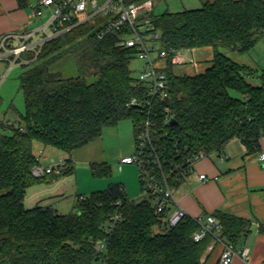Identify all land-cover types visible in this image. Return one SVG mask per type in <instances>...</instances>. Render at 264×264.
I'll return each instance as SVG.
<instances>
[{
  "label": "trees",
  "instance_id": "1",
  "mask_svg": "<svg viewBox=\"0 0 264 264\" xmlns=\"http://www.w3.org/2000/svg\"><path fill=\"white\" fill-rule=\"evenodd\" d=\"M150 16L161 49L212 47L211 64L193 75L174 73L173 51L165 58L167 95L155 98L150 117L154 150L147 147L146 153L150 173L157 180L164 177L174 190L195 156L220 154L233 138L245 155L261 150L264 73L258 85L249 83L250 68L220 49L247 52L253 46L264 33V0H207L199 8ZM93 28L90 22L78 24L44 42L35 57L22 54L28 60L20 62L18 76L24 114L17 123L0 121L2 129H10L0 130V264H218V259L209 261L214 249L227 243L241 247L250 233L249 219L216 210L211 215L220 230L194 241L201 221L186 214L177 225L165 227L169 207L157 211L146 194L128 198L119 183L77 199L74 211L66 214L50 206H24L27 188L74 169L67 157L59 172L34 176L31 168L39 163L34 142L70 153L101 136L104 127L128 119L136 143V130L146 117L127 105L139 84L129 68L137 49L117 45L118 32L97 39ZM65 55L72 57L76 76L52 70ZM231 90L240 96H231ZM89 169L93 176L110 175L104 162L90 163ZM139 185L142 191L140 180ZM256 223L257 233L264 235V222ZM162 225L163 231L153 232Z\"/></svg>",
  "mask_w": 264,
  "mask_h": 264
},
{
  "label": "built area",
  "instance_id": "2",
  "mask_svg": "<svg viewBox=\"0 0 264 264\" xmlns=\"http://www.w3.org/2000/svg\"><path fill=\"white\" fill-rule=\"evenodd\" d=\"M152 7V0L138 2L133 0H36L29 12V17L38 19V23L21 31L0 34V60L8 61L10 64L28 61L22 58V54L28 52L35 57L44 42L84 22H90L93 25L94 36L97 39H101L110 32H118L117 45L135 47L137 52L134 57L141 60L142 65L137 77L139 84L135 88L137 94L129 99L127 105L140 108L145 112L146 117L136 130L135 154L121 157L120 163L137 166L138 178L142 183L141 194L152 196L157 211L169 207L165 224L167 227L177 225L186 215V211L177 205L166 179L163 177L157 180L150 173L147 160L146 148L150 147L151 151L154 150L151 148L154 146L150 141V117L155 114L154 101L157 96L165 97L167 95L165 64L155 66L154 62L157 59L165 61L168 54L173 51L157 46L159 33L152 27L150 16ZM154 51L157 53L156 59L151 56V52ZM181 60L182 51H173L171 61L177 63ZM163 110L168 119L169 108L164 107ZM0 121L4 124V120ZM204 156L206 155L195 156L191 160L190 169L196 160ZM220 158L222 159V155ZM257 159L263 162L264 152H259ZM155 162L158 166L160 165L158 160L155 159ZM64 166V159L49 165L37 163L32 166L31 172L34 176L40 177L45 174L57 173ZM198 179L206 181L207 177L204 173H200ZM81 198L82 196H78L77 199ZM198 220L201 221V227L192 234L194 241L201 240L211 229H214L216 233L221 228L211 214ZM103 247L101 244L99 251ZM212 249L213 245L209 244L207 250L211 251ZM248 253L247 246L235 249L230 243L223 244L218 255V264H231L234 257H239L244 261Z\"/></svg>",
  "mask_w": 264,
  "mask_h": 264
},
{
  "label": "crops",
  "instance_id": "3",
  "mask_svg": "<svg viewBox=\"0 0 264 264\" xmlns=\"http://www.w3.org/2000/svg\"><path fill=\"white\" fill-rule=\"evenodd\" d=\"M21 1L20 4L19 0H0V34L21 31L38 23V19L29 17V12L36 0ZM235 139H231L225 145L222 152L216 155V159L213 160L209 154L196 160L192 164V169L184 175L177 188L174 189L177 197L173 196L177 205L182 207L186 214L191 217L203 219L206 215L220 210L249 219L251 223L254 221L256 230V222L259 220L252 210L257 211L256 207L264 203V161H258L257 154L247 157L241 143L237 147H230ZM101 142L102 139L99 136L91 142L73 149L70 153H62L64 151L52 149V147L51 149L50 147H43L38 143L39 156L44 153V150L46 152L44 157L37 156L40 164L49 165L69 157L72 160L74 169L69 175L60 176L48 182L37 183L27 188L23 202L26 200L27 191L32 190L30 200L33 203L27 208L35 205L50 206L58 213L66 214L59 212V209L67 206V200L72 197L73 193L76 195L75 199L77 200L78 196H87L93 191L102 190V187L94 188L93 185L82 189L77 181H71L70 179L72 174L76 172V163L87 164L88 167L90 163L104 162L107 164ZM260 144V152H264V137L261 139ZM33 153L35 155L34 151ZM129 155L131 154L127 153L120 156V158ZM220 155H222V159ZM120 158L117 160L119 164ZM81 167L85 168V165ZM200 173L206 175V181L198 179ZM208 177H212L214 181H210ZM124 181L126 182V179ZM118 183L129 198L124 184ZM128 183L129 185L132 184L131 182ZM66 188H69L68 193ZM128 189L129 193H135L133 187L130 189L128 186ZM80 190L83 192H79ZM76 200L71 202L73 208ZM231 264L244 263L239 257H234Z\"/></svg>",
  "mask_w": 264,
  "mask_h": 264
},
{
  "label": "rangeland",
  "instance_id": "4",
  "mask_svg": "<svg viewBox=\"0 0 264 264\" xmlns=\"http://www.w3.org/2000/svg\"><path fill=\"white\" fill-rule=\"evenodd\" d=\"M206 1L207 0H152L153 12L154 15H159L166 10L180 11L184 9L199 8ZM158 45L159 44H157V46ZM220 50L235 62L247 65L250 68L251 73L246 75V80L249 83L253 85H258L260 83V76L262 73H264V33L259 36L257 41L247 52H239L229 48H221ZM151 56L153 59H156V51L151 52ZM211 58V46L195 48L192 51H182V60L174 63L172 69L176 74L193 75L195 73L204 71L205 68L211 64ZM154 64L155 66L164 65L165 61L164 59H157L155 60ZM141 65L142 62L138 58L134 57L131 59L129 68L131 69V74L133 77H138ZM22 70L23 66L20 64V62L10 64L8 61L0 60V120H4V124L6 122L17 123L24 114L23 95L19 87L18 80V76ZM52 70L60 72L65 77L77 75L76 67L70 55L63 56L52 66ZM92 80L93 77L87 78V81ZM229 93L233 97L240 96L238 92L233 90H231ZM0 130L5 132L10 131L8 127L2 129L1 126ZM101 139V146L104 149V154L107 160L106 162L110 167V175L107 177L93 176L87 164L76 163L77 169L75 174H72L70 178L71 181H77V184L82 189L86 187L88 188L92 185L95 186L94 188L102 187V189H104L109 183L121 182L124 184L125 191L127 192L129 198L135 200L145 198L139 189V171L137 166L135 164H119L117 161L119 160L120 156L126 155L127 153H130L131 155L135 154V143L131 122L128 119H122L114 126L104 127L102 130ZM37 144L38 142H34L33 144V151L35 152L36 157L39 156ZM237 145L241 144L238 139H235V141L230 144V147H237ZM217 154L218 153H211L210 157L214 160L216 159ZM44 155H46L45 150L40 156L44 157ZM246 156L250 157L252 155ZM82 165H85V168H82ZM123 179H126V182ZM208 179L210 181H214L212 177H208ZM128 182H131L132 184L129 185ZM128 186L130 189L133 187V189H135V193H129ZM68 190L69 188L66 190L67 193ZM79 192L83 191L80 190ZM172 192L173 195L177 197L175 190H172ZM31 194L32 190H28L27 195L25 196L26 200L24 202L26 207L33 205V203H31L32 201L30 200ZM75 196L76 195L73 193L72 197L67 200L69 204L67 202V206L65 208H60L59 212L68 213L74 211L71 202L76 200ZM263 204L256 207L257 211L252 210V212H255V214L258 216V220L260 222H264ZM163 227V225L161 227H154L153 232L163 231ZM242 246H247L249 248L248 256L243 261L244 264H263L264 235L256 232L254 221L251 223L250 233L246 236V238H244ZM220 250V246H217L214 249L209 259L211 263L217 261Z\"/></svg>",
  "mask_w": 264,
  "mask_h": 264
},
{
  "label": "water",
  "instance_id": "5",
  "mask_svg": "<svg viewBox=\"0 0 264 264\" xmlns=\"http://www.w3.org/2000/svg\"><path fill=\"white\" fill-rule=\"evenodd\" d=\"M169 122L172 123V122H174V120L172 118H170ZM95 260H97V258Z\"/></svg>",
  "mask_w": 264,
  "mask_h": 264
}]
</instances>
